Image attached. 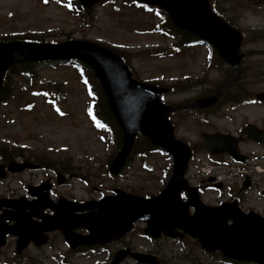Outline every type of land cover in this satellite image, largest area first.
I'll use <instances>...</instances> for the list:
<instances>
[{"label": "rangeland", "instance_id": "374dc122", "mask_svg": "<svg viewBox=\"0 0 264 264\" xmlns=\"http://www.w3.org/2000/svg\"><path fill=\"white\" fill-rule=\"evenodd\" d=\"M210 1L236 27L252 35L253 42L242 47L250 63H254L247 73L254 77L246 83L253 92L264 90V0ZM162 21L159 13L137 6L131 0L98 3L88 14L66 0H0V38L27 36L46 42L68 39L98 42L126 58L140 80L175 85L179 92L165 96V102L194 100L217 91L223 76L231 73L229 67L224 62L219 63L215 56L208 59L211 49L206 45L186 47L172 54L171 45L175 44V39L156 26ZM37 68L38 79L11 76L12 94L0 102V162L3 161L1 152H4L12 159L35 161L42 169L10 173L7 178H0V197L24 194L26 183L52 175L51 170L59 166L69 178L67 185L59 187L58 192L78 200L99 199L114 188L156 194L166 184L172 160L164 152L134 156L123 174L109 175V162L117 147L112 135L98 127L90 114V102L94 98L89 94L86 76L71 63ZM172 121L176 135L188 141L195 150L188 178L198 181L202 171L196 166L207 159L200 149V133H235L247 122L264 127V106L247 104L206 117L183 111L172 115ZM256 148L250 142L242 144L244 151ZM235 167L231 163L214 171L218 176H225L226 185L234 187L242 174ZM263 186L261 179L244 193L241 203L244 210L253 209L264 214V196L259 193ZM225 197L226 191L222 195ZM205 199L214 204L209 192ZM143 227V223H136L125 242L132 243L137 251L158 255L161 264H229L217 253H206L191 238L184 242L167 237L149 239ZM54 237L51 244L31 250L32 256L22 253L17 258L13 250L15 243L11 242L1 252L0 264H109L112 253L119 248L115 243L107 249L66 254V243L57 235ZM6 258L12 262L6 263Z\"/></svg>", "mask_w": 264, "mask_h": 264}, {"label": "water", "instance_id": "95a60500", "mask_svg": "<svg viewBox=\"0 0 264 264\" xmlns=\"http://www.w3.org/2000/svg\"><path fill=\"white\" fill-rule=\"evenodd\" d=\"M91 7L100 0H80ZM158 5L168 11L174 23L206 42L214 44L220 55L238 70L241 56L237 54L242 41L241 33L228 25L210 9L208 0H141ZM80 59L90 65L99 78L122 131L123 144L113 159L110 171L118 174L130 155L135 137L142 133L154 144L165 148L174 157V170L167 186L158 195L144 197L121 189L99 201L50 202L47 193L33 190L39 199L32 204L39 209L50 208L54 215H41V222L30 221L33 212H26L29 206L24 199L0 200V207L6 206L16 211L5 210L1 218L16 220L13 225L0 223V247L7 233L18 235V249L34 239L37 244L46 242L41 233L61 229L72 247L81 244L95 245L111 242L123 236L135 221H145V233L159 237L162 232L176 237L185 233L198 238L209 252L220 250L225 256L240 261L264 264V217L254 212L245 213L237 202H225L219 206H207L200 200L195 187H191L184 177L191 156L190 148L175 138L174 127L168 118L170 108L163 104L160 96L167 88L140 82L134 78L124 60L105 46L85 40H67L58 43L10 41L0 42V91L6 71L13 65L26 61ZM219 94L200 99L194 105H212ZM258 97L264 100V92ZM204 144L211 152H221L228 148L238 156L234 142L229 135L203 133ZM214 147L218 148L216 150ZM35 167L30 162L12 161L9 170L22 171ZM0 174L7 175L0 164ZM63 179L61 177L60 182ZM48 188V184L39 187ZM34 189V188H33ZM188 192V200L183 201L181 192ZM190 207L195 209L190 213ZM10 211V212H9ZM85 213H75L83 212ZM63 221H62V220ZM77 227L89 230L88 235L74 232ZM141 262L157 264L154 255L121 249L116 252L112 264H119L127 254Z\"/></svg>", "mask_w": 264, "mask_h": 264}, {"label": "flooded vegetation", "instance_id": "af4514ba", "mask_svg": "<svg viewBox=\"0 0 264 264\" xmlns=\"http://www.w3.org/2000/svg\"><path fill=\"white\" fill-rule=\"evenodd\" d=\"M246 44H247V42H244L243 46H245ZM248 57L249 56H247L246 53H244V57L241 60V65H240L241 72H240L238 79L229 87V89L227 91H225L222 94L220 100L217 102L216 105H214L210 108H205V109L194 108L196 110H189L188 113H196L197 112L200 115L209 116V115H211L209 113L218 112L224 107L231 108V106H234L233 108L230 109V110H233L236 107L238 108L240 106H244L247 104H261L262 106H264V102L259 101L256 98L257 93L253 92L251 90V87L249 86V84L246 83L248 79L252 80L254 77V75H252V74H247V73L251 72V67L254 66V63L253 62L250 63V61L248 60ZM230 76H232V75H230V74L228 76L225 75L224 80L231 78ZM255 80H257V78ZM183 103H188V102H183ZM172 106L174 107V110H179L178 109V107H180L179 103H175ZM177 112H179V111H175V112H173V114L177 113ZM248 124L254 125V129L256 132H257V128L262 130V134H263L262 140L250 139L247 136V134L244 133ZM232 134L237 138V144H238L240 152L244 153L246 155L245 162H246L247 166L250 167V169L253 171L256 170L258 168V166H262L264 168V127L259 126L258 124H255L252 122H247L246 124H244L243 126L240 127V130L238 132H235ZM246 142H250V143L255 144L257 146L256 150L244 151L242 149V144H244ZM255 152H257V153H255ZM55 173L58 176V171ZM262 178L264 179V175ZM48 179L51 181V187H50L49 193L53 199H56V196H60V193L57 192V188H56V184H55V178L49 177ZM57 180H58V178H57ZM66 182H67V180H65L64 183H66ZM36 184L37 183H35V185ZM25 194H27L26 188H25ZM68 197H67L68 199H72L71 196H68ZM30 200H32V199H30ZM44 213H50V211L45 210ZM32 218H33V220H38L37 217H32ZM78 231L84 232L83 230H78ZM47 235H48L49 242L52 241L53 238H55L54 236H56V235L58 237H62V235L59 231L49 232V233H47ZM126 240L128 241L129 238L121 239L119 242V247H129V248L133 249V247H132L133 244L129 243V242H125ZM11 242L15 243L16 238L9 237L8 241H7L8 245L12 244ZM123 242H125V243H123ZM36 248L38 249V247L35 245V243L31 242L26 249L22 250L21 253H17V255L22 254V253L29 255L30 254L29 252L31 250L36 249ZM80 249H82V248H80ZM30 256H32V255L30 254ZM129 260H132V259L130 257L126 258V260L124 261V264L127 263Z\"/></svg>", "mask_w": 264, "mask_h": 264}, {"label": "trees", "instance_id": "16d2710c", "mask_svg": "<svg viewBox=\"0 0 264 264\" xmlns=\"http://www.w3.org/2000/svg\"><path fill=\"white\" fill-rule=\"evenodd\" d=\"M76 1V0H73ZM160 15L162 16V18L164 19L162 21V23L159 25L161 28V30L165 31L166 33H168L170 36L173 37H177L179 39V46L182 47V45H185L187 43H191L196 41L198 38L196 37V35L185 31L183 29L178 28L170 19L169 15L162 9H156ZM213 10L219 14L220 16H222L225 20H227L230 24H232V22L223 15V13L221 11H219L218 9H216V7H213ZM32 39L30 37L27 36H19V37H15L12 39ZM77 65L81 66V70L83 71V73L85 74V76L87 77L88 82H90L91 85V89L93 91V96L94 99L96 101L95 103V107H94V112L99 120V122L106 128H109L112 130L113 134H114V139H115V145L117 147H119L121 145L122 142V133L121 130L115 120L114 115L112 114L110 108H109V104L107 102L106 99V95L101 87V85L99 84L96 76L94 75V73L92 72V70L87 66L82 64L81 62L77 61L76 63ZM38 64L36 63H22L19 64L17 66H14L10 69V72L12 76H27L30 79L34 80V79H38L39 78V70L37 69ZM10 75H7V79L5 81L3 90L0 94V101L4 100L6 97H10V95L12 94L11 91V80H10ZM155 146L144 136H138L136 139V145H135V149H134V153L135 154H140L143 151L147 152L150 150H154Z\"/></svg>", "mask_w": 264, "mask_h": 264}]
</instances>
